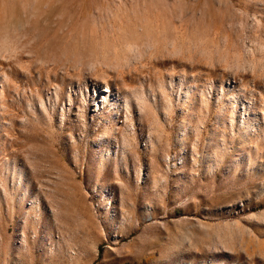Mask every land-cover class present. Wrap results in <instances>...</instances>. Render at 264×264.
<instances>
[{
    "label": "rangeland",
    "instance_id": "374dc122",
    "mask_svg": "<svg viewBox=\"0 0 264 264\" xmlns=\"http://www.w3.org/2000/svg\"><path fill=\"white\" fill-rule=\"evenodd\" d=\"M0 264H264V0H0Z\"/></svg>",
    "mask_w": 264,
    "mask_h": 264
}]
</instances>
